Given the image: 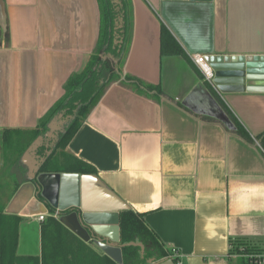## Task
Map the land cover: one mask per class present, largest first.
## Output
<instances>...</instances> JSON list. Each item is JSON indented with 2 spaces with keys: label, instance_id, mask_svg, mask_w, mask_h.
Instances as JSON below:
<instances>
[{
  "label": "crops",
  "instance_id": "1",
  "mask_svg": "<svg viewBox=\"0 0 264 264\" xmlns=\"http://www.w3.org/2000/svg\"><path fill=\"white\" fill-rule=\"evenodd\" d=\"M109 2L114 22L99 49V0H0V206L23 210L39 186L22 160L28 149L6 165L5 131L38 129L97 54L99 85L115 79L57 151L61 164L74 156L97 170L81 175L83 210L143 214L182 264H241L245 249L263 254L264 93L221 94L189 55L264 54V0ZM217 106L251 140L216 118ZM46 151L43 144L37 155ZM48 207L44 221L21 217L20 257L42 258L45 248L53 264H93L105 255Z\"/></svg>",
  "mask_w": 264,
  "mask_h": 264
},
{
  "label": "trees",
  "instance_id": "2",
  "mask_svg": "<svg viewBox=\"0 0 264 264\" xmlns=\"http://www.w3.org/2000/svg\"><path fill=\"white\" fill-rule=\"evenodd\" d=\"M101 8V38L99 49L107 43L110 36V28L113 25L115 13L109 0H99ZM191 60V59H190ZM192 62V61H191ZM100 64L99 56L93 55L87 67L80 74L72 76L66 84V93L63 99L53 108V110L42 120L41 126L35 130H9L5 131L2 141V151L6 165L11 162H19L20 157L40 136L41 132L47 131L50 121L55 115L65 111L68 117L66 132L61 135L56 148L41 169V173H71L95 176L97 170L92 165L70 156L61 164L57 159V151L67 149L69 143L75 137L88 114L98 103L104 89L115 79V74L110 75L107 85H99L100 75L97 67ZM231 120L237 128V133L246 139L251 138L234 120L227 111ZM0 178V192L4 188ZM20 183L15 181L12 195L18 190ZM5 206H0V264H53V255L47 254L45 248L42 258L20 257L17 249L19 244V228L22 218L17 215H9L4 212ZM55 213V211L52 210ZM49 223H55L59 228L63 226L52 218ZM121 243L128 244L141 242L145 246L144 258L141 256V248L135 246L124 247L122 250L123 264H148V260L156 261L173 260L178 264V258L172 256V251L168 250L157 238L155 233L146 225L144 215L131 210L120 212ZM45 227H43L44 229ZM240 249L235 247L234 252L239 253ZM245 249L244 254L250 253ZM94 255V254H93ZM95 256V255H94ZM97 256V255H96ZM249 263V261H248ZM93 264H117L108 256L99 257ZM251 264V263H249Z\"/></svg>",
  "mask_w": 264,
  "mask_h": 264
},
{
  "label": "water",
  "instance_id": "3",
  "mask_svg": "<svg viewBox=\"0 0 264 264\" xmlns=\"http://www.w3.org/2000/svg\"><path fill=\"white\" fill-rule=\"evenodd\" d=\"M206 60L213 71V79L209 83L221 94L264 93V54L210 55L206 57ZM214 116L229 128H233L230 118L219 106L216 107ZM65 117V111L56 115L49 123V131L38 137L24 154L22 160L29 168L28 179L38 181V191L28 198L29 201L23 210L12 211L9 208L6 214L37 217L47 215L50 210L48 205H51L71 231L85 242L93 241L117 264H123L122 250L128 246L140 247L141 256L144 258L145 246L141 242L121 243L120 212L127 208L102 213L84 211L81 201L80 174L40 173L56 148L59 136L66 132L69 119L64 121L66 122L64 126L60 125V120L66 119ZM43 144L47 151L42 156H38L37 152ZM24 190L25 188H22L17 193L13 203L23 195ZM148 264L175 263L173 260L150 259Z\"/></svg>",
  "mask_w": 264,
  "mask_h": 264
},
{
  "label": "built area",
  "instance_id": "4",
  "mask_svg": "<svg viewBox=\"0 0 264 264\" xmlns=\"http://www.w3.org/2000/svg\"><path fill=\"white\" fill-rule=\"evenodd\" d=\"M191 61L198 67V69L203 73L205 80L211 82L213 79V71L210 67V64L207 62L206 57L201 54L189 55ZM40 221L46 219L45 215L38 216ZM172 256L180 259L179 253L177 250H172ZM249 263L251 264H264V253L263 254H249L247 256ZM178 264H182L179 260Z\"/></svg>",
  "mask_w": 264,
  "mask_h": 264
},
{
  "label": "rangeland",
  "instance_id": "5",
  "mask_svg": "<svg viewBox=\"0 0 264 264\" xmlns=\"http://www.w3.org/2000/svg\"><path fill=\"white\" fill-rule=\"evenodd\" d=\"M248 255H249V254H247V255L244 254V257H245L246 260H245V261H244V260H240V263H241V264H249L248 261H247V260H248V258H247Z\"/></svg>",
  "mask_w": 264,
  "mask_h": 264
}]
</instances>
